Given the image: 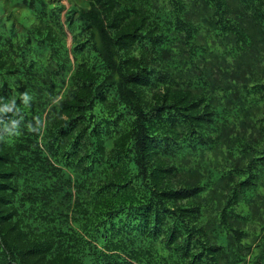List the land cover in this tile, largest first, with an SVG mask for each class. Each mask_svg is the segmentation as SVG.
Listing matches in <instances>:
<instances>
[{
    "label": "trees",
    "instance_id": "16d2710c",
    "mask_svg": "<svg viewBox=\"0 0 264 264\" xmlns=\"http://www.w3.org/2000/svg\"><path fill=\"white\" fill-rule=\"evenodd\" d=\"M83 2L0 12V264H264V0Z\"/></svg>",
    "mask_w": 264,
    "mask_h": 264
},
{
    "label": "rangeland",
    "instance_id": "374dc122",
    "mask_svg": "<svg viewBox=\"0 0 264 264\" xmlns=\"http://www.w3.org/2000/svg\"><path fill=\"white\" fill-rule=\"evenodd\" d=\"M19 0H0V12L3 10V8L6 7V5L11 6L18 2ZM62 3L66 8L70 7L71 5H82L85 6V3L83 0H61ZM75 8V7H73Z\"/></svg>",
    "mask_w": 264,
    "mask_h": 264
},
{
    "label": "clouds",
    "instance_id": "9594fccd",
    "mask_svg": "<svg viewBox=\"0 0 264 264\" xmlns=\"http://www.w3.org/2000/svg\"><path fill=\"white\" fill-rule=\"evenodd\" d=\"M9 107H10L9 104H5L3 106H0V111L7 110ZM11 123H12L13 127H15V121H12ZM5 129H7L6 125H5Z\"/></svg>",
    "mask_w": 264,
    "mask_h": 264
},
{
    "label": "water",
    "instance_id": "95a60500",
    "mask_svg": "<svg viewBox=\"0 0 264 264\" xmlns=\"http://www.w3.org/2000/svg\"><path fill=\"white\" fill-rule=\"evenodd\" d=\"M68 41H69V43H70V37H69V40H68Z\"/></svg>",
    "mask_w": 264,
    "mask_h": 264
}]
</instances>
